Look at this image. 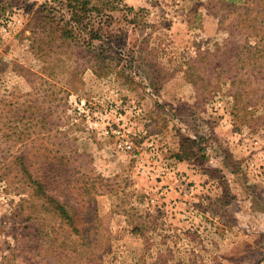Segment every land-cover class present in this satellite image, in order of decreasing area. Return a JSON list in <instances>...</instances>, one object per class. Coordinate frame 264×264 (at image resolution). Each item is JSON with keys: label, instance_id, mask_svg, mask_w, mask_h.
<instances>
[{"label": "rangeland", "instance_id": "374dc122", "mask_svg": "<svg viewBox=\"0 0 264 264\" xmlns=\"http://www.w3.org/2000/svg\"><path fill=\"white\" fill-rule=\"evenodd\" d=\"M44 1L0 0V264H264V0L95 1L84 50Z\"/></svg>", "mask_w": 264, "mask_h": 264}, {"label": "trees", "instance_id": "16d2710c", "mask_svg": "<svg viewBox=\"0 0 264 264\" xmlns=\"http://www.w3.org/2000/svg\"><path fill=\"white\" fill-rule=\"evenodd\" d=\"M95 1L99 0H45L40 4L41 13L37 18V28L42 34L40 39L43 40L45 36L48 42H52V40L59 41V44H55V46L65 44L70 45V42H73L78 47L82 46L80 49L84 50L83 48H85V43L87 47L90 46V41L94 38L99 39L102 37L101 34H105L107 38L113 36L111 31H106L102 27H95V21L100 23L111 18L106 9H103V11L96 9V5L93 3ZM103 4L105 6L110 5V0H107ZM110 9L111 8H109V10ZM95 10L99 13L96 14ZM93 16H97L98 19L94 20ZM50 49L53 50L54 47L52 46ZM240 52H244L246 55L241 57ZM240 52V54L238 53L235 61L236 65L239 64V69L240 67L243 69V65L251 64V60L258 56L263 57L262 62L259 64L260 67L257 70L261 73L262 68H264V50H262L258 45L252 46L245 43L241 47ZM108 66L111 65L108 64ZM184 152L185 150L180 147V149L175 153V157L182 160L185 158L183 156ZM52 203L54 204L53 207L55 212L60 218L68 223L73 222L71 215L64 207H62V205L58 202Z\"/></svg>", "mask_w": 264, "mask_h": 264}]
</instances>
